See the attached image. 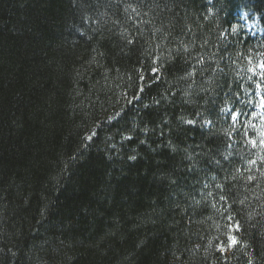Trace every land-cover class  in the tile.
Here are the masks:
<instances>
[{"label":"trees","instance_id":"1","mask_svg":"<svg viewBox=\"0 0 264 264\" xmlns=\"http://www.w3.org/2000/svg\"><path fill=\"white\" fill-rule=\"evenodd\" d=\"M262 55L264 0H0V264H264Z\"/></svg>","mask_w":264,"mask_h":264},{"label":"rangeland","instance_id":"2","mask_svg":"<svg viewBox=\"0 0 264 264\" xmlns=\"http://www.w3.org/2000/svg\"><path fill=\"white\" fill-rule=\"evenodd\" d=\"M263 66H264V59L262 57V59H260L259 67H263Z\"/></svg>","mask_w":264,"mask_h":264},{"label":"snow or ice","instance_id":"3","mask_svg":"<svg viewBox=\"0 0 264 264\" xmlns=\"http://www.w3.org/2000/svg\"><path fill=\"white\" fill-rule=\"evenodd\" d=\"M234 119H235V115H234V117H233ZM232 239V243H235V240H234V238H231Z\"/></svg>","mask_w":264,"mask_h":264}]
</instances>
